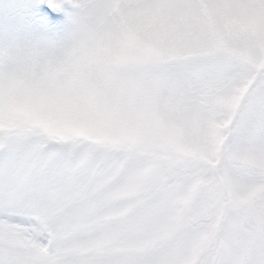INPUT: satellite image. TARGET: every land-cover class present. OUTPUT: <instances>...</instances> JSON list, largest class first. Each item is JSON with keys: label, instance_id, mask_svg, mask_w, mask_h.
Segmentation results:
<instances>
[{"label": "clouds", "instance_id": "9594fccd", "mask_svg": "<svg viewBox=\"0 0 264 264\" xmlns=\"http://www.w3.org/2000/svg\"><path fill=\"white\" fill-rule=\"evenodd\" d=\"M179 3L153 0L161 11L147 19L94 15L70 24L55 49L34 59L32 77L11 89L0 84V147L6 152L9 139L22 129L44 133L41 138L87 133L119 145L125 151L117 155L128 165L118 183L129 197L146 198L142 212L172 225L151 255L179 258L218 223L194 264L208 258L211 264H228L224 228L228 217L241 211L233 187L264 186V31L239 21L226 27L222 16L213 21L167 10ZM98 34L113 53L101 81L121 85L101 98L111 116L89 127L57 123L63 117L51 101L71 95V70ZM130 34L137 45L127 43ZM144 46L159 55L146 57ZM57 67L59 72L52 71ZM178 78L185 85L179 98ZM228 121L227 128H217ZM217 132L222 144L214 138Z\"/></svg>", "mask_w": 264, "mask_h": 264}, {"label": "snow or ice", "instance_id": "6c2138e0", "mask_svg": "<svg viewBox=\"0 0 264 264\" xmlns=\"http://www.w3.org/2000/svg\"><path fill=\"white\" fill-rule=\"evenodd\" d=\"M167 10L200 13L213 21L222 16L226 27L239 21L264 31V0H180L179 6ZM32 11L36 15L27 24L28 47L0 54V84L10 89L35 74L34 59L55 49L70 24L94 15L147 19L161 9L153 0H33ZM104 40L98 34L95 46L74 64L71 95L51 101L63 117L57 123L89 127L95 120L110 118L101 98L119 92L121 85L101 81L99 74L107 71L113 55ZM127 43L137 45L136 36L130 34ZM142 51L149 58L159 55L147 46ZM92 64L97 66L95 73L90 71ZM184 86V78H178V98ZM44 135L22 129L9 139L6 152L0 147V264H194L204 244L213 240L218 223L200 245L189 247L179 258L151 255L158 237L172 225L142 212L146 198L129 197L126 186L118 183L128 159L117 153L125 149L87 133L41 138ZM214 138L223 143L219 132ZM160 183L166 184L167 178L161 177ZM233 192L241 211L228 217L224 228L228 264H264V186L236 185ZM64 241L72 247H64ZM203 264H211L210 258Z\"/></svg>", "mask_w": 264, "mask_h": 264}, {"label": "rangeland", "instance_id": "374dc122", "mask_svg": "<svg viewBox=\"0 0 264 264\" xmlns=\"http://www.w3.org/2000/svg\"><path fill=\"white\" fill-rule=\"evenodd\" d=\"M23 0H0V54L10 49H23L30 43L27 24L36 14H24Z\"/></svg>", "mask_w": 264, "mask_h": 264}, {"label": "trees", "instance_id": "16d2710c", "mask_svg": "<svg viewBox=\"0 0 264 264\" xmlns=\"http://www.w3.org/2000/svg\"><path fill=\"white\" fill-rule=\"evenodd\" d=\"M32 4H33V0H23L22 5H21V9H22L24 14L34 13L32 11Z\"/></svg>", "mask_w": 264, "mask_h": 264}]
</instances>
